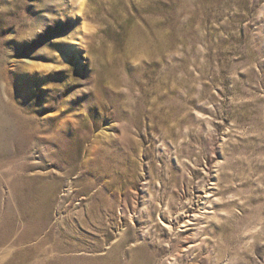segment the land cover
<instances>
[{
    "label": "rangeland",
    "instance_id": "obj_1",
    "mask_svg": "<svg viewBox=\"0 0 264 264\" xmlns=\"http://www.w3.org/2000/svg\"><path fill=\"white\" fill-rule=\"evenodd\" d=\"M1 122L0 264H264V0H0Z\"/></svg>",
    "mask_w": 264,
    "mask_h": 264
},
{
    "label": "bare ground",
    "instance_id": "obj_2",
    "mask_svg": "<svg viewBox=\"0 0 264 264\" xmlns=\"http://www.w3.org/2000/svg\"><path fill=\"white\" fill-rule=\"evenodd\" d=\"M2 122L0 123V156L1 154H5L10 151L12 146L11 140L15 137L14 130L7 132L8 136L5 134V132H2ZM46 186H31L33 188H28V192L24 191V193L20 185L17 186V189L20 191L18 196L19 200L24 206L23 208H20L22 209V212L20 213L22 217L27 220L26 231L18 240L21 243L30 240L36 233L43 231L46 225L49 223L51 218L50 207L52 203L50 199H48L49 197L46 196L47 194L45 195V192L43 191L44 189L46 190V188H48ZM49 188L51 191L54 190L52 186H49ZM13 223L14 221L12 216H0V245H4L14 234L15 229ZM49 242L50 239L48 236L43 237L33 247L16 251L17 253L15 258L10 261V263L8 262V264H67L70 260L60 255V253L64 251L65 248L62 243H60V241H55L49 248L46 247L48 246L47 243L49 244ZM10 250L11 248L5 249L6 252H10Z\"/></svg>",
    "mask_w": 264,
    "mask_h": 264
}]
</instances>
